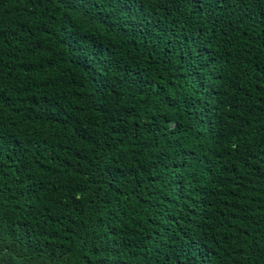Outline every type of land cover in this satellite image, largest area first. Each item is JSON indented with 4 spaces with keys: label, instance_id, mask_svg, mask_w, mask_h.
<instances>
[{
    "label": "trees",
    "instance_id": "obj_1",
    "mask_svg": "<svg viewBox=\"0 0 264 264\" xmlns=\"http://www.w3.org/2000/svg\"><path fill=\"white\" fill-rule=\"evenodd\" d=\"M0 264H264V0H0Z\"/></svg>",
    "mask_w": 264,
    "mask_h": 264
}]
</instances>
